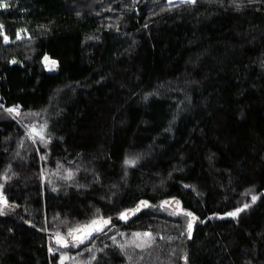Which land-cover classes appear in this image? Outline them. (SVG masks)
<instances>
[{"label":"trees","instance_id":"obj_1","mask_svg":"<svg viewBox=\"0 0 264 264\" xmlns=\"http://www.w3.org/2000/svg\"><path fill=\"white\" fill-rule=\"evenodd\" d=\"M0 103V264H264V0H0Z\"/></svg>","mask_w":264,"mask_h":264},{"label":"water","instance_id":"obj_2","mask_svg":"<svg viewBox=\"0 0 264 264\" xmlns=\"http://www.w3.org/2000/svg\"><path fill=\"white\" fill-rule=\"evenodd\" d=\"M0 202H1L2 205L11 207L14 210L18 208V205L9 203L7 198L2 194L1 191H0ZM143 206L151 207V208H155V209L169 207V208L173 209L174 211H176L178 213L187 215L189 217V225H191V227L189 229V236L186 239V241H188V240H190L192 238L193 233H194L195 228H196L197 218H196L195 214L192 211L183 208L181 203L179 202V200L176 199V198H166V199L160 201L156 205H152L148 201H140V202H138V204H136L133 208H131L126 213H121V214H119L117 216H112V217H100V218H96L94 220L108 221L107 224L99 225L100 228L101 227H105V226H108V225H111L112 223H114L115 220H122L126 215L134 216L136 214V212ZM92 221L88 222L87 224H84L83 226L90 225ZM83 226H81V227H83ZM81 227H79V228H81ZM89 231H91V233H92L94 230L89 229ZM43 232L48 237H51L53 239L54 243L57 246H60V247H67L70 244H72V243L76 242L77 240H79V239H74L72 236H69V235L67 237H64L61 234L56 233V232H47L45 230ZM84 235H86V233H84V232L76 233V236H79V237H82ZM58 239H60L62 242H58ZM186 241H185V243H186ZM183 260H184V264H187V252H186V250H185V253L183 255Z\"/></svg>","mask_w":264,"mask_h":264},{"label":"rangeland","instance_id":"obj_3","mask_svg":"<svg viewBox=\"0 0 264 264\" xmlns=\"http://www.w3.org/2000/svg\"><path fill=\"white\" fill-rule=\"evenodd\" d=\"M169 4H178V3H187L186 0H168ZM191 3V2H189ZM45 62L47 65H50V60L49 59H45ZM37 116V114L32 113V114H22L18 116V119L20 121H23L24 119H30L32 121V119L37 122L38 118H35ZM80 225L79 224H75L68 222L67 220H62V219H57L55 220V224H54V231H48V232H56L59 233L61 235H63L64 237L68 236V233L70 232V230L76 226ZM48 230V229H47ZM139 234V233H138ZM136 242L139 244H144L149 242V240L151 239V236H145V235H139V237L136 235ZM89 255L86 258L82 257V254L78 255V254H72L71 252H65V254L62 255V260H61V264H91V259L94 255H91V252L88 253Z\"/></svg>","mask_w":264,"mask_h":264},{"label":"snow or ice","instance_id":"obj_4","mask_svg":"<svg viewBox=\"0 0 264 264\" xmlns=\"http://www.w3.org/2000/svg\"><path fill=\"white\" fill-rule=\"evenodd\" d=\"M186 2H193L194 3L195 0H186ZM8 111L9 112H14V111H17V109H11L10 108V109H8ZM38 135H39V133H38ZM128 163H133V162L132 161H128ZM69 176H71V173H69ZM236 214L237 213H230L229 215L235 216ZM107 223H108V221L93 220L90 225H86V226H83L81 228L73 229L72 231H70L68 233V235L69 236H72L74 239H79L80 242L82 243L83 242V238H81L79 236H76V233L84 232V233H86L87 236H90L91 235V231H89V229H92V230H95V231H101L102 229L99 227V225H101V224H107ZM189 227H191V225H189ZM136 235L139 237L140 234H136ZM144 235L145 236H148L150 234H144ZM58 242H62V241L60 239H58ZM140 246H142V245H137V247H140Z\"/></svg>","mask_w":264,"mask_h":264},{"label":"built area","instance_id":"obj_5","mask_svg":"<svg viewBox=\"0 0 264 264\" xmlns=\"http://www.w3.org/2000/svg\"><path fill=\"white\" fill-rule=\"evenodd\" d=\"M0 108H5L2 103H0ZM12 109H17V111H15V112H18V111H20L21 107L20 106H16V107H14Z\"/></svg>","mask_w":264,"mask_h":264},{"label":"bare ground","instance_id":"obj_6","mask_svg":"<svg viewBox=\"0 0 264 264\" xmlns=\"http://www.w3.org/2000/svg\"><path fill=\"white\" fill-rule=\"evenodd\" d=\"M183 1V0H182Z\"/></svg>","mask_w":264,"mask_h":264}]
</instances>
